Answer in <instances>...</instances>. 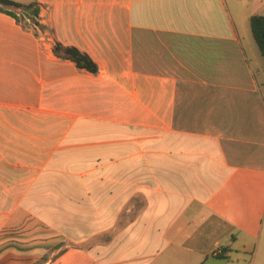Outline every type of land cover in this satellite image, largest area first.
Segmentation results:
<instances>
[{"label":"crops","instance_id":"0c3cea01","mask_svg":"<svg viewBox=\"0 0 264 264\" xmlns=\"http://www.w3.org/2000/svg\"><path fill=\"white\" fill-rule=\"evenodd\" d=\"M13 1L47 30L0 11V264H264V0Z\"/></svg>","mask_w":264,"mask_h":264},{"label":"trees","instance_id":"16d2710c","mask_svg":"<svg viewBox=\"0 0 264 264\" xmlns=\"http://www.w3.org/2000/svg\"><path fill=\"white\" fill-rule=\"evenodd\" d=\"M0 11L16 19L24 28L33 30L37 37L40 36L41 32L47 30V27L41 22V7L38 2L24 4L13 0H0ZM251 28L255 41L264 57V15L252 16ZM54 52L58 57L72 60L81 69L93 73L99 71L96 62L89 55L75 47H65L60 43H56Z\"/></svg>","mask_w":264,"mask_h":264},{"label":"rangeland","instance_id":"374dc122","mask_svg":"<svg viewBox=\"0 0 264 264\" xmlns=\"http://www.w3.org/2000/svg\"><path fill=\"white\" fill-rule=\"evenodd\" d=\"M237 17H234L232 16V19H236ZM41 34V33H40ZM257 46V45H256ZM258 48V47H257ZM136 205H140L142 206L143 205V199L142 198H137L136 200ZM140 209L139 208H132L131 211H128V210H124L123 213L121 214L122 217H129L131 218L132 216H134L136 213H138ZM94 242V241H93ZM45 246L46 248L50 245H43Z\"/></svg>","mask_w":264,"mask_h":264}]
</instances>
